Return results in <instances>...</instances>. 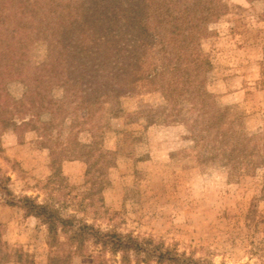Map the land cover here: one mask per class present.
Here are the masks:
<instances>
[{
    "label": "rangeland",
    "instance_id": "1",
    "mask_svg": "<svg viewBox=\"0 0 264 264\" xmlns=\"http://www.w3.org/2000/svg\"><path fill=\"white\" fill-rule=\"evenodd\" d=\"M224 1V17L173 23L167 0H41L47 28L85 33V43L54 58L74 73L65 87L50 90L34 119L45 144L63 151L56 159L78 160L59 163L56 174L51 163L0 160L11 200L21 207L23 197L34 199L114 235L128 264H159V254L181 263L264 264V158L257 145L264 95L254 88L260 76L253 65L262 49L245 34L264 29V0ZM35 13H26L29 25ZM0 25L31 70L49 62L46 44L29 42L17 17L2 16ZM25 89L5 83L0 96ZM7 111L20 120L37 112L13 106L0 117ZM46 124L70 126L65 145V129L53 140ZM233 139L247 154L235 172L240 179L230 184L220 143ZM89 171L102 198L92 208L76 190ZM21 216L1 203V238L33 264H46L45 228ZM104 258L121 264V254ZM101 263L93 247L91 256L62 264Z\"/></svg>",
    "mask_w": 264,
    "mask_h": 264
},
{
    "label": "trees",
    "instance_id": "2",
    "mask_svg": "<svg viewBox=\"0 0 264 264\" xmlns=\"http://www.w3.org/2000/svg\"><path fill=\"white\" fill-rule=\"evenodd\" d=\"M169 9V18L173 23L192 22L197 20H205L209 18H220L229 14L230 7L224 0H167ZM251 3V2H249ZM41 0H0V21L5 15L17 17L19 23L25 25L26 39L29 42L40 41L46 44L49 62L35 69H30L29 63L26 60L24 53L18 52L9 38L5 36L0 25V58L2 55L8 56L5 61L0 59V87L5 83L19 81L28 87V92L23 101L15 102L7 95L0 96V112L9 109L13 106L24 105L29 111H34L37 118L40 111L46 109L48 105L49 92L54 87H65L69 76L73 74L71 67H66L55 59L65 57L71 51L75 44H83L86 40H82L85 33H74L68 30L59 28H47V17L43 15ZM29 10L36 11L35 25H29L24 19ZM45 26V27H44ZM249 39H253L251 46H259L262 49V58L253 63L260 76L258 81L254 82V88L264 94V29L258 31L245 32ZM239 36V34H238ZM249 41L245 40L244 43ZM17 113L19 111L17 110ZM16 115V111L14 113ZM0 123L5 124L1 120ZM2 130V129H1ZM223 152L228 153L226 166L228 169V182L236 183L240 179L237 170L244 168V158L247 154V146L241 140L233 139V141H223L220 143ZM257 145L263 153L264 158V130L258 135ZM86 148V146H83ZM63 152V151H61ZM51 151V166L53 174H56L59 163L70 160L75 161L76 157L65 159H56L58 155L63 153ZM70 155L68 149L64 154ZM84 161V159H81ZM86 166L88 161H84ZM10 177L0 168V195L5 193L10 199L13 198V193L10 190ZM82 200L86 201V207L92 208L95 202L102 203V198L95 190V185L92 182L90 171L86 176L83 188ZM21 211L23 218H34L38 220L46 231V246L48 248L46 264H62L71 262L76 257L91 256V249H100L101 264H106L105 254L115 256L121 254V264H128L126 261L125 249L119 245L118 239L114 235H110L103 231H99L94 226L89 225L84 220H76L73 217H60L55 211L46 205L38 204L36 200L28 197H23ZM9 206H14L13 203H8ZM89 204V205H88ZM159 264H192V259H184L188 261L181 263L173 256L159 254ZM0 264H33L29 260L27 254L21 250L10 247L0 236ZM197 264V263H196Z\"/></svg>",
    "mask_w": 264,
    "mask_h": 264
},
{
    "label": "crops",
    "instance_id": "3",
    "mask_svg": "<svg viewBox=\"0 0 264 264\" xmlns=\"http://www.w3.org/2000/svg\"><path fill=\"white\" fill-rule=\"evenodd\" d=\"M27 92L28 91L25 89V91H23L21 95H13L9 93V96H11L13 101L20 102L24 100ZM258 93V95H264L260 92ZM63 94L64 91L62 90V95ZM50 104L51 103L49 101V105ZM7 115L9 116L7 118L1 116V120L4 121L7 126H5V128L3 127L2 130H0V160L11 161L15 163L19 162L21 164L23 161L44 162L49 164L51 161L50 154L52 148H50L49 145L45 144L43 140V136L41 135L43 126H40L36 122H34L35 118L32 116L20 120L16 116H14L11 111H7ZM67 121H65V123ZM45 127H47V132L49 133V135L53 136V140H56L55 138L58 137V133L56 132V130H60L62 128V130L65 129L64 136L60 139L63 140L64 145L66 143L67 137L71 135L69 125L65 127V124H46ZM21 155H24L25 157H21ZM76 162V160H67L64 161V163H66L64 164V166L67 164H77ZM4 200L13 203L14 206H9V204ZM1 203H4L6 207L18 209L19 211L21 210L20 204L12 201L9 197H7L5 193H1L0 195V206ZM29 220L34 222V224L36 223L41 225V223L34 218H23V216H21L22 223L26 224Z\"/></svg>",
    "mask_w": 264,
    "mask_h": 264
}]
</instances>
